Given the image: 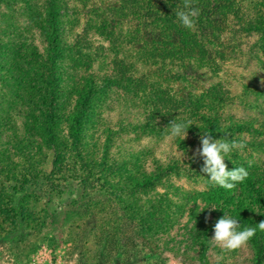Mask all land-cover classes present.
Instances as JSON below:
<instances>
[{
	"label": "trees",
	"instance_id": "obj_1",
	"mask_svg": "<svg viewBox=\"0 0 264 264\" xmlns=\"http://www.w3.org/2000/svg\"><path fill=\"white\" fill-rule=\"evenodd\" d=\"M190 3L199 15L186 29L176 17L185 0H0V235L59 245L61 226L96 208L105 220L120 213L131 261L160 264L169 252L216 264L217 218L264 220L251 167L232 190L175 180L207 178L192 158L204 132L253 143L242 134L255 131L252 117L230 106L264 97L255 73L237 101L222 77L234 59L264 68V0ZM171 120L190 125L184 138ZM142 141H165L166 157ZM236 152L229 169L246 165ZM246 246L264 264V231Z\"/></svg>",
	"mask_w": 264,
	"mask_h": 264
},
{
	"label": "rangeland",
	"instance_id": "obj_2",
	"mask_svg": "<svg viewBox=\"0 0 264 264\" xmlns=\"http://www.w3.org/2000/svg\"><path fill=\"white\" fill-rule=\"evenodd\" d=\"M244 64L243 58L230 60L222 75L230 85L227 87L234 101L247 96L241 93L242 86L239 85L247 82L253 73L258 82L264 81V68L260 69L254 65L248 68ZM258 100L259 103L253 108L245 105L241 107L238 103L232 104L230 108L237 115L251 116L253 119L255 131L242 133L243 141L246 136H251L254 138L253 143L246 142L243 147H237L235 150L241 161L246 164L244 167L253 168L257 179L264 181V97L259 96ZM150 143L142 141V144H149L156 152H161L158 155L164 154L163 157H166L168 152H165V141L159 142L156 147ZM175 180L186 187L198 189L204 188L205 183L209 182L207 178L205 181L187 182L182 177H175ZM89 192L92 194V190ZM69 196L73 198L74 192ZM94 198L96 200V197ZM109 210L110 208H104V211ZM119 214L115 211L110 215L106 214L108 220H105V214L92 208L90 212H84L80 217L72 218L61 226L62 240L55 246L49 245L46 238L42 237L43 234H21L18 231L3 233L0 235V264H149L131 261L126 226L122 225L124 220L120 219ZM58 232L56 227H50L44 235L53 238ZM216 251L219 253H215ZM209 254L214 261L217 256L220 257L225 264H253L252 253L246 244L230 251L217 246V249L209 251ZM165 257V261L160 264H197L186 255L168 252Z\"/></svg>",
	"mask_w": 264,
	"mask_h": 264
},
{
	"label": "clouds",
	"instance_id": "obj_3",
	"mask_svg": "<svg viewBox=\"0 0 264 264\" xmlns=\"http://www.w3.org/2000/svg\"><path fill=\"white\" fill-rule=\"evenodd\" d=\"M183 9L176 12V17L184 28L191 29L195 23L194 18L199 15V11L192 6L190 0H185ZM169 125L172 137L182 136L183 138L190 126L187 122L173 120L169 122ZM237 147H243V144L235 140L213 138L209 132H204L200 135L199 147L192 153V158L195 159L196 156L201 158L200 172L206 174L210 184L232 190L249 176L248 170L243 166L227 168L225 159L231 161L230 155ZM204 208L217 209L213 206H205L201 209ZM258 230L264 231V220L256 223L255 227L242 226L237 218L224 212L212 225L210 239L215 242L216 246L230 251L245 245ZM215 259L216 264H219L220 257L217 256Z\"/></svg>",
	"mask_w": 264,
	"mask_h": 264
}]
</instances>
